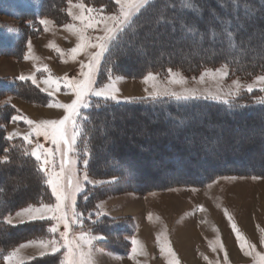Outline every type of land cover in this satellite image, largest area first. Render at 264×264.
<instances>
[{
    "label": "rangeland",
    "instance_id": "obj_1",
    "mask_svg": "<svg viewBox=\"0 0 264 264\" xmlns=\"http://www.w3.org/2000/svg\"><path fill=\"white\" fill-rule=\"evenodd\" d=\"M91 1L90 4L83 0L87 6L96 9L103 8L104 15H112L118 11L115 0ZM79 2L80 0H72L73 5ZM203 2V0H199L200 6ZM41 3L42 0H0V44L5 42V44L10 45L12 43L14 46L13 48L10 47L11 49H9L8 53H0V84L4 88H10L16 83L24 82L19 79L21 75L30 76L33 74L37 76V80L40 83V88H37L30 80L27 81L31 84V89L34 90L32 97L25 95L27 98H22L13 94L0 95V131H2V133L0 132V140H2V137L7 141V147L0 144L1 164L5 162V156L9 155L10 148L17 149L21 147L24 151H30L36 142L43 144L45 148L53 147L51 142L46 141L43 136L39 138L35 136L30 137L33 140V144L24 142L22 137L27 135L30 129L23 120L12 122V116L22 115L36 122L59 120L65 115L63 109L48 107L47 105L56 101L71 103L75 98L74 95L64 88H61L52 97L42 92L40 89L45 87L42 80L47 74L43 71L37 72V68L43 69L46 65L53 77L63 78L64 76H68L72 79H80L81 63L88 62L87 54H80L75 60L72 59L70 50L79 41L75 35L64 28L65 24L74 23L71 16L68 15L69 8L71 7L73 14H78L79 9L70 6L68 2L65 3L60 10V21L57 22L48 17H33L28 14L34 10H39ZM219 4H222V2ZM170 10V5L161 8L164 15L168 14ZM21 11L27 13L28 16L22 15ZM143 12L142 10L141 13ZM156 12L154 10V13ZM245 14L237 18L231 11L222 12L211 6L202 9L200 13H194L190 20L182 12H178L171 19H167L165 16L159 17V23L156 22L157 17L141 27L142 30L147 31L144 37L133 32L135 34L132 35L131 44L127 46L119 45V48L125 49L129 55L133 53V55L124 59L123 65L118 67V65L108 62L106 66L108 54L105 55V59L101 61L100 69L96 74L97 84L107 83V76L111 70V74L114 77H123V79L116 82V87L120 89L121 102H124V98H134L138 101L144 98L142 102L137 104H146L151 101H157L147 99L148 93L153 91L152 82L148 84L143 82L147 73L152 72L157 75V83L168 86L176 91H181L186 87L204 92H216L217 88H219L221 99H228L229 103H238L245 106L250 103L253 104V102L264 98V92L260 91L261 88H264V84L258 83L256 79L258 76L264 75L263 71L255 70L252 73L243 74L232 66L223 63L190 70L185 68L186 66L180 67L181 65L170 63L165 67H152V69L140 72L138 75L132 74L136 70L139 71L140 67L147 66L157 60L169 57L173 58L177 53L189 56L190 58L205 55V52L211 56L216 54L213 51L214 46L212 44L211 49L209 48L208 51H204L194 43L197 44L205 35L210 36L212 30H215L214 28L219 29L222 25L217 24L216 21L218 20L223 24L225 23L226 27L228 26V20H232L238 29L242 30L246 28L251 31L250 33L253 34L252 39L247 40V43L251 48L253 47V52L256 58H258L259 54L264 51L262 40L256 35L259 34V30L256 28L257 24L254 21H245ZM203 17L208 22H215V25L212 23L209 27L203 28L204 30H198L195 39L186 40L189 32L181 29V22L186 21L192 25L193 22ZM260 18L264 22V15ZM42 19L49 21L47 31H45V25L40 23ZM167 21H172V23H167ZM261 29L264 30V28ZM101 34L102 32L98 30L94 33V35ZM29 42H31V49L28 47ZM56 48L64 52L63 57L57 53ZM89 51L94 52L96 50L90 49ZM25 57L28 58L26 59ZM104 65L106 67L105 70ZM225 65H227L228 72V76L225 79L218 82V79L206 76L204 82H200V77L206 71L214 72ZM169 69L173 73L183 76L187 80V84L168 85ZM234 81H239L243 86L240 89L239 96L228 97L224 95L230 89L234 90ZM249 85L253 86L251 93L246 91ZM145 89H148V91L146 92ZM162 99L167 100V98ZM221 99L198 100L225 104L221 102ZM92 103L93 107L83 110L85 114H88L95 107V98H93ZM105 103L116 104L115 101H101V105ZM166 113L167 111H164L163 114ZM135 118L136 115L129 112L120 114L115 118L111 116L103 126L97 128L96 132L94 131V135L100 137L99 143L101 147L96 151L95 163H92L93 153L91 151L89 177L93 180H103L104 183L95 185L85 184L84 191L77 196V210L84 214L81 217L83 227L81 229L73 226V232L78 234L83 230L84 232L93 234H103L106 237L104 240L95 242L96 247L101 250L95 256L96 264H137V261L140 264H168L166 254L160 251L161 245L165 243L170 245L176 253L179 264H260L256 253L264 255V149L262 148V146L264 147V135L261 132L264 128V123L246 126L240 122L238 124L227 125L223 123V119L220 117L222 120L214 124L203 122L196 124L199 130L207 132L205 136H196L197 145L199 147L207 146L211 149V153H208L198 166L196 164L197 168L209 167L208 161H212V163H216L215 161H234V168L249 170L248 172H254V175L248 173L241 175L239 173H229L215 177L205 184H186L176 181L168 187L154 191L138 192V190L134 189L130 191L123 189L126 188V184H115L111 187L107 185L111 182L117 183V177L114 175H117L121 170L130 174L128 185L132 187L128 188L143 189L144 187L142 185L139 186L138 183L133 184L132 181L134 182V179L139 178L144 179V176L147 178L145 171H148V169L143 171L136 168V161L130 162L132 160H129L128 163H124L122 158H118V153L111 150L116 143H121L120 141L125 144L129 142L137 145V139L154 135L152 131H148L147 129L152 124L150 120L133 121ZM156 118L150 119L155 121ZM185 120L187 121L185 123H188V120ZM176 126L180 130L182 129V126H179V124ZM135 130H137V136H133ZM12 132H18L20 135L8 141L6 136ZM86 133L85 125V135L82 137V140L92 150L91 144L85 141ZM109 133L110 135H108ZM169 134H172V131ZM255 135H258V140L252 138ZM194 136L195 134L192 137ZM132 139L134 140L132 141ZM148 140V138H144L141 144L150 145ZM216 147L218 148L215 149ZM187 148L193 151L195 149L194 143H190ZM226 149H234L236 151L244 149L249 156L227 154ZM219 151L220 154L215 156V159L213 154ZM141 152V155H144V153L148 154L144 148H141ZM32 158L34 159V157ZM176 159L172 158L168 161H176ZM185 159L188 161V158ZM129 165L134 166L131 167ZM77 167L82 172V162ZM231 168L230 166H224L220 170H231ZM156 169L159 170L157 167L153 168V170ZM10 170L12 176L1 181L0 185L6 181L12 182L15 185V190L23 191L25 192V196L27 195L24 203L21 201L23 197L16 198L15 202L20 201V204L15 211L8 214L13 217V225L5 224L13 228L22 225L15 218V212L26 207L29 203L37 204L39 197L36 198V194L39 189L38 184L41 187V183L40 180L34 177L35 172L30 167L29 169L26 168V171L20 168L14 170L10 168ZM0 172L5 173L6 168L0 169ZM163 172L165 174L162 178L151 179L149 177L146 185H159L167 179L187 178V175L182 171L172 173L163 170ZM193 178L196 179V177ZM105 185L108 188L104 189ZM102 188L104 189L103 191H98V189ZM6 191V197L8 198L9 192L8 190ZM85 196H87V199H84ZM41 198L45 202L55 201V197L51 195L50 188H48V193ZM12 204L10 202L7 206H12ZM0 205H3L1 198ZM97 205L101 207L97 208ZM201 208L203 210H200ZM98 211L105 212L107 215L97 217L96 213ZM226 212L232 217V222L237 225L246 241L255 246L252 255H244L236 234L231 227L228 215L225 214ZM89 216L92 218L89 219ZM35 222L44 223L45 227H42L38 223L41 227L30 233L28 239L22 242L23 244H28L29 240L39 241L51 238L46 229L53 222L47 220ZM30 223L34 222L25 221L23 225ZM60 231H64L62 225ZM5 236L7 238L9 234ZM133 239L140 242L146 255H138L135 259L131 258V241ZM217 241L224 245L223 250L220 249ZM22 243L17 244L11 251H14ZM213 246L216 247V251L212 250ZM40 251V247L30 245L24 252L20 251V255L25 258L26 264H60V261L63 260L61 253H49L41 257ZM61 252H63V249H61ZM225 252L228 256L227 261L224 259ZM0 257L2 258L0 259V264H9L8 260L3 259L4 256L0 255Z\"/></svg>",
    "mask_w": 264,
    "mask_h": 264
},
{
    "label": "snow or ice",
    "instance_id": "obj_2",
    "mask_svg": "<svg viewBox=\"0 0 264 264\" xmlns=\"http://www.w3.org/2000/svg\"><path fill=\"white\" fill-rule=\"evenodd\" d=\"M70 6L79 9L78 14H73L71 7L68 10V15L74 23L64 25V28L75 35L79 43L70 50L72 59L75 60L80 54L88 55V62L81 63L80 66V79H72L68 76L63 78L53 77L51 71L45 65L43 69L37 68V72L43 71L47 75L43 78L42 82L45 85L40 90L52 97L61 88L68 90L74 99L71 103H60L58 101L49 103L48 107H55L63 109L65 115L59 120H42L40 122L33 121L26 116L14 115L11 117L12 122L23 120L28 125L30 132L22 137L23 141L27 144H33L30 137L35 136L39 138L43 136L46 141H50L53 147L45 148L43 144L36 142L35 146L29 151L25 150V155L34 157L37 165V172L40 174L39 179L43 185L51 189V195L55 197L54 202H45L43 198H38L37 204L29 203L26 207L15 212V218L19 223L35 222V221H51L53 222L46 231L51 235L47 240H29L28 244H20L6 257L9 264H25V258L20 255V250L30 245L40 247V256L43 257L49 253H61L63 260L60 264H96L95 256L101 250L95 245L98 240H104L106 237L103 234H93L81 230L78 234L73 232V226L78 228L83 227L81 217L84 215L79 212L76 207L77 196L84 191L85 184H103V180H93L89 177V160L91 156V149L83 143L82 137L85 135V124L83 122L91 123L88 114L83 112L84 109L93 107V98H95V107H101V101H115L120 103V89L116 87V82L123 79L122 76H113L111 70L107 76V83L97 84L96 74L98 73L101 61L105 59L108 54V62L114 63L112 60L113 55L119 48L117 43L122 36L135 31L137 27V19L142 10L147 11L154 6L155 0H115L118 6V11L112 15H104V9H96L87 6L83 0L75 5L72 0H68ZM181 8L192 11L193 13L202 12V7L198 5L195 0H182ZM164 13L157 10V23L159 17H163ZM40 23L47 25L49 21L40 20ZM172 23V21H167ZM181 29L196 34L197 30L194 25L188 24L186 21L181 22ZM102 32L101 35H94L96 31ZM215 36V32L212 33ZM229 40L232 39V33H228ZM262 44H264V30L261 32ZM31 49V42L28 44ZM53 47H55L53 45ZM90 49L96 51L90 52ZM61 57L64 52L56 48ZM26 59L28 57H25ZM66 62V61H65ZM168 85L172 84H187L178 73H173L171 69L168 70ZM206 76H212L213 79H225L228 76L227 65L214 72L206 71L201 77L200 82H204ZM21 81H31L33 85L40 88V83L35 74L30 76L21 75ZM257 82L264 84V75L258 76ZM145 84L152 82L153 91L148 93L147 99L160 100L162 98L174 99L176 101H190L198 99H221V92L217 88L216 92H204L198 89L183 88L181 91L173 90L172 88L157 83V75L149 72L144 77ZM243 86L239 81H234V90L230 89L224 95L228 97L239 96L240 89ZM147 92L148 89H145ZM247 92L253 91V86L249 85L246 89ZM260 91L264 92V88ZM141 100L134 98H124L125 103H139ZM222 103L228 104V99H221ZM259 104L264 105V98L257 101ZM18 111V110H17ZM18 132L8 133L6 139L11 141L14 137L19 136ZM79 144V146H78ZM6 151V150H5ZM5 162H8L5 156ZM82 162L81 169L77 167ZM255 178V177H254ZM87 199V196L84 197ZM100 208V205L96 206ZM200 210H203L202 208ZM226 215L227 212L225 213ZM97 217L105 216L107 213L98 211ZM89 219L92 217L89 216ZM151 219V217H149ZM231 227L236 234V238L240 243V248L245 256H250L255 250V246L249 244L240 233L237 225L232 222V217L228 215ZM5 223L13 225V217L8 215L5 217ZM61 225L64 231H60ZM58 234V236H57ZM159 240V237H158ZM131 258L135 259L138 255H146L143 246L138 240L131 241ZM221 250L224 245L217 241ZM63 249V252H61ZM213 251L216 247L213 246ZM161 253L166 254L168 264H179L176 258V253L172 250L171 246L167 243L162 244L160 248ZM259 257L260 264H264V255L256 253ZM224 259L227 261L228 256L225 252ZM137 264H140L137 261Z\"/></svg>",
    "mask_w": 264,
    "mask_h": 264
},
{
    "label": "trees",
    "instance_id": "obj_3",
    "mask_svg": "<svg viewBox=\"0 0 264 264\" xmlns=\"http://www.w3.org/2000/svg\"><path fill=\"white\" fill-rule=\"evenodd\" d=\"M88 3L91 4V0H85ZM97 1V0H93ZM201 7L202 9L213 6L216 8V10H221L222 12L231 11L236 15L237 18H240L245 15V21L251 22L254 21L257 24L259 34H256L259 36V39L262 40L261 32L264 28V22L261 21L260 17H263L264 15V0H203ZM68 0H42L41 6L39 10H34L32 12H29V15L34 16H40V17H48L51 18L54 22L60 21V10L62 9L63 5L67 3ZM195 2L200 5L199 0H195ZM222 4H219L221 3ZM182 0H155L154 6L150 8L147 11H144L143 13H139L136 17L138 23L137 27L135 29V33H137L139 36L144 37L145 33L147 31L142 30L141 27L145 24H148L149 21L157 18V12L154 13V10H160L161 8H165L167 6H171V10L166 13L164 16L167 19H171L172 16L177 15L178 12H182L186 15V18L188 20L192 19L193 12L189 10H185L181 8ZM225 3V5H224ZM153 10V11H152ZM23 11V10H22ZM22 15L27 13L22 12ZM150 11V12H149ZM152 11V13H151ZM5 12V11H3ZM253 12V13H252ZM28 16V15H27ZM38 17V18H40ZM217 24H221L222 26L215 30H212V33L215 32V36L211 34L210 36L205 35L197 44L194 43L197 47H200V49H203L204 51H208V49L211 47V44L214 46V52L216 54H213L212 56L210 54H207L205 52V55H199L195 58H190L186 55H180L179 53L175 54L176 56L169 57L167 59L157 60L153 63L148 64L147 66L140 67L135 73L137 74L142 73L144 71H147L148 69L154 68H160L165 67L168 64H178L182 66H186L187 69H197L204 66H213L217 64H227L232 66L233 68L237 69L240 73H252L255 70L263 71L264 72V51H262L259 54V57L256 58L255 53L253 52V47L247 43V40H251L252 35L246 28H243L240 30L238 29L234 22L232 20H228V26L226 27L225 23L223 24L221 21H216ZM213 22H208L204 17L200 20H197L196 22H193L192 25L196 27V30H204L203 28L209 27ZM215 23V22H214ZM213 23V24H214ZM215 25V24H214ZM232 33V39L229 40L228 33ZM135 33H129L126 36H122V39H120L117 43L122 46H127L131 44L132 41V35ZM188 37L186 40L195 39L196 34L188 33ZM2 42V41H1ZM16 42V41H15ZM17 43V42H16ZM264 47V44H262ZM13 48V44L10 45L5 44V42H2L0 44V53H8L10 51L9 49ZM211 49V48H210ZM189 50V49H187ZM220 52V53H218ZM258 52V51H257ZM189 54V53H188ZM187 54V55H188ZM2 55V54H1ZM133 55V53L131 54ZM128 53H126L125 49H117L116 54L113 55L112 60L114 61V65H118L120 67L123 65L124 59L126 57H130ZM180 61V62H179ZM108 59L105 63L107 66ZM104 65V70L106 69ZM157 65V66H156ZM117 67V69H118ZM179 67V66H178ZM3 87L0 84V95L2 94H13L17 95L22 98H27L26 96H33L32 93H34L33 89H31V84L27 81L16 83L11 86L10 88H1ZM26 95V96H25ZM25 96V97H24ZM164 111H167L166 114H163ZM247 111V112H246ZM127 112L132 113L136 115V118L133 121H145L150 120L152 124L147 128L148 131H152L154 135H149L144 138H148L149 144H141V141L144 138L137 139V145H134L132 143H116L114 147H112V151L118 153V158H122L124 163H128L129 160H132L130 162H137L136 168H139L143 171L146 170L145 174L147 178L144 179H134L135 181L132 183L137 184L140 186H144L143 189H137V188H128L132 187L128 185L129 176L130 174H127L125 172H122L121 170L117 173V175H114L117 177V183L111 182L110 184H107L109 187L114 186L115 184H126V188H123L127 191H130L132 189L138 190V192L143 191H154L156 189H161L164 187H168L169 185H172L176 181H180V183H186V184H205L212 180L215 177L221 176V175H227L229 173L232 174H253L252 172H248L249 170H245L242 168H234V161H215L216 163H212V161H208V166L206 168H197L198 164L202 162V160L206 157L208 153H211V149L206 147H199L197 144L196 136H205L207 132L205 130H199V128L196 126L197 123L203 122L208 124H214L219 120H222L223 123L227 125L235 124V123H243L246 126H250L251 124H263L264 123V105L259 104L258 102L250 103L249 105H241L238 103H228V104H221L220 102H209V101H200V100H190V101H176L174 99H162L157 101H151L146 104H125L124 102L120 103H105L104 105H101V107L96 108L94 107L90 112H88L89 120L91 123H85L86 125V140L88 141L92 146V153H93V160L92 163H95L96 161V151L98 148L101 147V144L99 143V138L97 135H94V131H97V128L100 126H103L107 121L108 118L113 116L118 117L120 114H126ZM263 113V114H262ZM262 115V116H261ZM156 118V120H151L153 118ZM222 119H221V118ZM151 118V119H150ZM185 119L188 120V123ZM132 120V119H131ZM200 120V121H199ZM182 126V129L180 130L177 128L178 125ZM191 124V125H190ZM186 126V127H185ZM140 129V128H137ZM172 131V134H169ZM2 133V131H0ZM261 132L264 135V128L261 130ZM133 136H137V130H135ZM161 133V134H160ZM168 133V134H167ZM195 134L194 137H192ZM110 135V133L108 134ZM259 135V134H258ZM258 135H255L252 138H255L258 140ZM131 136V134H130ZM136 138V137H135ZM134 138V139H135ZM2 140H0L1 146L7 147V141L1 137ZM132 139V141L134 140ZM264 139V136H263ZM131 140V139H130ZM177 141V142H176ZM102 142V141H101ZM217 142V141H216ZM190 143H194L195 149L193 151L187 146ZM187 145V146H186ZM219 146V145H217ZM141 148H144L148 154L141 155ZM216 147L215 149H217ZM264 149V147L262 146ZM168 149V150H166ZM200 151V152H199ZM215 152V150H213ZM194 154L192 155V153ZM25 151L23 148L19 147L17 149L10 148L8 157V162L0 163V169H5V173L0 172V182L4 179L10 178L12 176V172H10L11 169H21L23 171H26V168L29 169L32 168L34 170L35 178L37 180L39 179L40 174L37 172V165L35 160L24 154ZM226 153L233 154L234 156H244L248 157L249 154H247V151L244 149H241L239 151H236L234 149H226ZM18 154V155H16ZM220 151L216 154H213V157L216 159L215 156L219 155ZM177 158L176 161H168L169 159ZM185 158H188L186 161ZM183 159V160H182ZM185 159V160H184ZM201 160V161H200ZM155 161V162H154ZM206 163V162H205ZM132 164V163H131ZM197 164V166H196ZM92 165V164H91ZM93 166V165H92ZM133 167L134 165H129ZM224 166H230L233 167L231 170H224L221 171L220 168ZM154 167L159 168L156 170H153ZM150 168V169H149ZM152 169V170H151ZM164 171L169 172H176V171H182L187 175L186 179H167L165 182L159 184V185H146L147 180L149 177L151 179H159L164 176ZM8 170V171H7ZM10 170V171H9ZM115 173V172H114ZM254 175V174H253ZM112 176V175H111ZM193 177H196L194 179ZM199 177V178H197ZM131 179V178H130ZM8 181H10L8 179ZM41 187L38 184V192L36 194V198H41L42 196L46 195L48 193V188L46 185H43L42 182ZM108 186L105 185L103 187L106 189ZM6 188V189H5ZM98 189V191H103L104 189ZM129 189V190H128ZM9 192V197L7 198V191ZM124 190V191H125ZM45 193V194H44ZM98 193V192H97ZM21 198L22 203H24V200L27 199V195L25 196V192L15 190V185L12 184V182H3V184L0 185V198L2 200L3 205H0V247L2 250L3 255H7L11 252V250L19 243H22L26 239H28V235L32 233L34 230L39 229L42 225V227H45L44 223L40 222H34L30 224L21 225L20 227H9L5 224L3 219L6 215L10 214V212H13L17 209L19 206V202H15L16 198ZM30 197V196H29ZM14 198V199H13ZM12 202V206H7ZM40 223V224H38ZM9 234V236L6 238L5 235ZM21 241V242H20ZM18 242V243H17Z\"/></svg>",
    "mask_w": 264,
    "mask_h": 264
},
{
    "label": "crops",
    "instance_id": "obj_4",
    "mask_svg": "<svg viewBox=\"0 0 264 264\" xmlns=\"http://www.w3.org/2000/svg\"><path fill=\"white\" fill-rule=\"evenodd\" d=\"M20 224L23 225L24 223H20ZM26 244H27V243H26ZM18 248H19V247H18ZM28 248H29V247L23 248V249H21L20 251H21V252H24V251L27 250ZM11 252H12V251H11ZM11 252H10V253H11ZM10 253L7 254V255H3L2 250L0 249V255L4 256L3 259H5V260H7L6 257H7L8 255H10ZM0 259H2V258L0 257ZM7 262H9V261H7ZM25 264H26V263H25Z\"/></svg>",
    "mask_w": 264,
    "mask_h": 264
}]
</instances>
